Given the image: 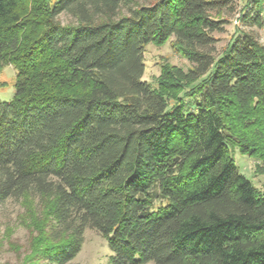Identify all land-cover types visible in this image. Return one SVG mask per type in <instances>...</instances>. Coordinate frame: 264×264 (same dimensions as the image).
<instances>
[{"label":"trees","instance_id":"trees-1","mask_svg":"<svg viewBox=\"0 0 264 264\" xmlns=\"http://www.w3.org/2000/svg\"><path fill=\"white\" fill-rule=\"evenodd\" d=\"M241 19L262 27L261 0ZM235 0H0V204L39 198L20 264H67L93 229L106 264H264V43L216 32ZM73 21L62 24L59 14ZM189 67L142 80L147 44Z\"/></svg>","mask_w":264,"mask_h":264},{"label":"rangeland","instance_id":"rangeland-1","mask_svg":"<svg viewBox=\"0 0 264 264\" xmlns=\"http://www.w3.org/2000/svg\"><path fill=\"white\" fill-rule=\"evenodd\" d=\"M262 27H257L241 19V13L255 14L252 0H235V11L225 12L224 31L214 33L217 39L215 47L220 52L238 30H247L264 43V0H261ZM62 24L73 21L67 13L59 14ZM144 73L142 80L155 85L163 63L173 64L183 69L189 67L188 61L171 47L170 41L155 45L149 43L143 51ZM16 71L7 64L0 68V101L11 100L14 94ZM239 171L261 192L264 191V174L256 171L257 160L238 151L232 154ZM44 203L39 198L26 197L21 200L7 199L0 204V264H20L30 251L33 236L37 234L34 223L43 218ZM110 250L106 239L93 229H86L83 245L77 256L67 264H106ZM142 264H154L148 261Z\"/></svg>","mask_w":264,"mask_h":264}]
</instances>
